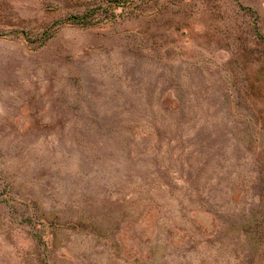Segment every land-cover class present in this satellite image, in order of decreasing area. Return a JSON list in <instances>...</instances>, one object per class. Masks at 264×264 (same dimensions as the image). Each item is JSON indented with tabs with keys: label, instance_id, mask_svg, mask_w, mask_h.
I'll return each mask as SVG.
<instances>
[{
	"label": "rangeland",
	"instance_id": "obj_1",
	"mask_svg": "<svg viewBox=\"0 0 264 264\" xmlns=\"http://www.w3.org/2000/svg\"><path fill=\"white\" fill-rule=\"evenodd\" d=\"M0 264H264V0H0Z\"/></svg>",
	"mask_w": 264,
	"mask_h": 264
}]
</instances>
